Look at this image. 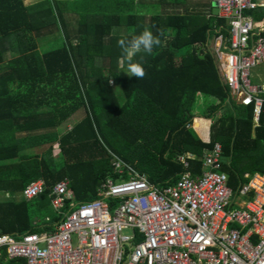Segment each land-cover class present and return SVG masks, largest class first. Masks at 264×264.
Instances as JSON below:
<instances>
[{
    "label": "trees",
    "instance_id": "trees-1",
    "mask_svg": "<svg viewBox=\"0 0 264 264\" xmlns=\"http://www.w3.org/2000/svg\"><path fill=\"white\" fill-rule=\"evenodd\" d=\"M185 4L0 0V193L9 195L0 199V234L51 229L59 215L48 192L63 178L70 198L95 199L105 178L118 177L113 156L154 184H173L183 167L172 157L192 153L188 169L197 175L204 152L219 143L220 170L232 190L247 182L246 173L264 174V102L253 126L252 105L228 97L210 51L217 30L227 35L225 19L204 18ZM251 14L264 18L262 9ZM145 28L158 43L134 58L145 72L137 79L119 71L118 41ZM42 145L48 146L30 151ZM39 177L43 193L14 198ZM34 209L50 223L35 225ZM0 264L26 261L2 251Z\"/></svg>",
    "mask_w": 264,
    "mask_h": 264
},
{
    "label": "built area",
    "instance_id": "built-area-1",
    "mask_svg": "<svg viewBox=\"0 0 264 264\" xmlns=\"http://www.w3.org/2000/svg\"><path fill=\"white\" fill-rule=\"evenodd\" d=\"M211 2L227 32L219 29L211 39L216 68L228 97L252 105L256 126L264 81H254L252 71L264 64V18H254L251 11L264 10V0ZM193 156L175 157L183 170L173 184H154L113 156L118 177L105 178L97 197L87 201L70 198L67 178L57 181L48 192L59 215L52 228L1 233L0 254L26 264H264V174L251 175L235 192L220 170L219 143L204 152L197 175L188 169ZM46 188L45 180L37 178L21 195L32 199ZM41 221L50 223V216L33 223Z\"/></svg>",
    "mask_w": 264,
    "mask_h": 264
},
{
    "label": "clouds",
    "instance_id": "clouds-1",
    "mask_svg": "<svg viewBox=\"0 0 264 264\" xmlns=\"http://www.w3.org/2000/svg\"><path fill=\"white\" fill-rule=\"evenodd\" d=\"M118 43L122 49L119 71H123L129 77L142 78L145 75L144 67L134 58L141 52L151 53L153 46L158 43L152 31L145 28L138 34L131 36V38L119 40Z\"/></svg>",
    "mask_w": 264,
    "mask_h": 264
},
{
    "label": "rangeland",
    "instance_id": "rangeland-1",
    "mask_svg": "<svg viewBox=\"0 0 264 264\" xmlns=\"http://www.w3.org/2000/svg\"><path fill=\"white\" fill-rule=\"evenodd\" d=\"M24 1H26L27 3L30 1V2H33V1H37V0H24ZM213 7H212V10H213V12H217L218 10H217V8L214 6V5H212ZM159 10V9H158ZM51 39L52 38H54V37H50ZM47 48V47H46ZM254 72L257 74V77H258V82H261L263 79H264V64H262V65H259V66H257L256 68H254L253 69V71H252V79L253 80H255V81H257L256 79H257V77L255 76V74H254ZM114 87V90L116 91V93L118 94L119 92H118V88H117V86H113ZM82 112H80V113H75L74 115H72L71 117H70V119L68 118L67 120H66V122L64 121V123L58 128V133H63L66 129H68V128H70V126H71V124L72 123H74L75 121H76V119H78V117H79V115L81 114ZM78 115V116H77ZM48 145H43V146H41V148H33V149H30V151L31 152H41L42 150H44L46 147H47ZM54 146H56V145H54ZM29 151V150H28ZM7 194H3V193H0V199H2V198H7L8 196H6ZM34 213L36 214V216H38V217H36V218H39V219H41V218H43L44 216V214H43V212L41 211L40 213H39V211L38 210H36V209H34ZM123 233H125V234H130L131 233V231L129 230V229H123Z\"/></svg>",
    "mask_w": 264,
    "mask_h": 264
},
{
    "label": "crops",
    "instance_id": "crops-1",
    "mask_svg": "<svg viewBox=\"0 0 264 264\" xmlns=\"http://www.w3.org/2000/svg\"><path fill=\"white\" fill-rule=\"evenodd\" d=\"M37 1H39V0H37ZM37 1H33V2H26V1H24L23 0V2H24V4H26V5H29V4H32V3H34V2H37ZM185 2H186V4L184 5L185 7H186V9L187 10H189V11H196V12H198V13H200L201 15H204V18H207L209 15H212V14H216L217 15V12L215 13V12H213V10H212V2H211V0H185ZM218 16V15H217ZM212 39V38H211ZM254 74H255V76L257 77V74L254 72ZM257 81L259 80L258 79V77H257V79H256ZM255 81V80H254ZM264 81V79L261 81V82H263ZM200 99V101H201V98H199ZM235 101V100H234ZM236 102V101H235ZM237 103V102H236ZM253 126H254V124H253ZM60 134V133H59ZM43 146V145H42ZM36 148H41V146H38V147H36ZM185 153H187V152H185ZM185 153H183V154H185ZM188 153H190V152H188ZM192 154V153H191ZM178 155V154H177ZM176 155V156H177ZM176 156H174V157H172V159L173 160H175V157ZM256 173H258V172H256ZM253 174H255V173H253ZM253 174H245V176L249 179V177L251 176V175H253ZM39 178H42V177H39ZM248 181V180H247ZM21 192H22V190L21 191H19L17 194H15V196H14V198H16V199H18V198H23L22 197V195H21ZM6 196H8L9 197V195L7 194ZM25 199V198H24ZM27 200V199H26ZM49 205H50V203H49Z\"/></svg>",
    "mask_w": 264,
    "mask_h": 264
}]
</instances>
